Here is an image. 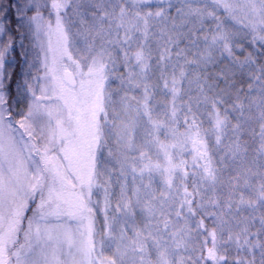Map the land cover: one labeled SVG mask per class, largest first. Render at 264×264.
<instances>
[{"label":"snow or ice","instance_id":"6c2138e0","mask_svg":"<svg viewBox=\"0 0 264 264\" xmlns=\"http://www.w3.org/2000/svg\"><path fill=\"white\" fill-rule=\"evenodd\" d=\"M0 264H264V0H0Z\"/></svg>","mask_w":264,"mask_h":264},{"label":"trees","instance_id":"16d2710c","mask_svg":"<svg viewBox=\"0 0 264 264\" xmlns=\"http://www.w3.org/2000/svg\"><path fill=\"white\" fill-rule=\"evenodd\" d=\"M12 67H13V69L15 70V72H16L17 74H21V73H22V70H21V68H20L19 63L14 64ZM13 87H14V85H13Z\"/></svg>","mask_w":264,"mask_h":264}]
</instances>
